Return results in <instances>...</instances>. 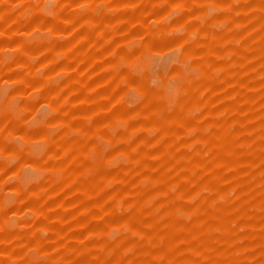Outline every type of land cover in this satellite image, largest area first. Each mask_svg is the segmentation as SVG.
I'll return each instance as SVG.
<instances>
[{"label":"rangeland","instance_id":"rangeland-1","mask_svg":"<svg viewBox=\"0 0 264 264\" xmlns=\"http://www.w3.org/2000/svg\"><path fill=\"white\" fill-rule=\"evenodd\" d=\"M0 264H264V0H0Z\"/></svg>","mask_w":264,"mask_h":264}]
</instances>
